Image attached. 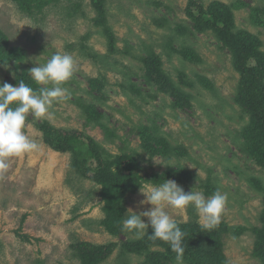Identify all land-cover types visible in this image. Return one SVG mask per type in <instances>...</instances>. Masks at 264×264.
I'll list each match as a JSON object with an SVG mask.
<instances>
[{
	"label": "rangeland",
	"instance_id": "obj_1",
	"mask_svg": "<svg viewBox=\"0 0 264 264\" xmlns=\"http://www.w3.org/2000/svg\"><path fill=\"white\" fill-rule=\"evenodd\" d=\"M191 1H108V23L116 37L112 53L94 21L92 0L60 1L32 15L11 0H0V28L11 45L27 50L23 61L0 63V84L16 86L23 71L45 64L56 53L71 55L75 62L72 78L62 85L68 98L54 102L42 119L27 116L23 131L38 148L10 158L0 175V264H80L72 248L77 241L116 243L101 264H148L145 254L127 253L123 247L126 241L138 240L132 233L114 236L101 225V186L72 168V151H56L45 143L37 126L43 122L93 137L107 159L120 155L127 161V155L134 156L146 177L182 167L189 176L177 173L170 180L185 193L211 197L215 191L208 193L206 188L210 180L227 194L221 220L232 229L249 228L239 236L225 234L228 264L262 263L253 254V228L263 224L264 168L256 155L244 151L242 133L251 123V112L238 101L241 75L213 30L199 33L192 28L186 13ZM197 1L205 7L215 1L233 6L234 29L253 33L264 51V25L256 22L264 20V0ZM155 18H166L165 26L156 25ZM181 27L184 30H178ZM170 41L175 50L167 46ZM188 46L196 57L177 52ZM152 51L162 59L170 79L189 95V105L175 104L173 96L142 77L143 59ZM89 105L103 115L98 124L87 120ZM140 126L150 129L144 135ZM148 136L154 152L144 151ZM151 186L156 185L145 183L141 189ZM126 198L127 211L139 214L152 207L141 203L146 197L140 189ZM164 210L173 220L202 224L192 205Z\"/></svg>",
	"mask_w": 264,
	"mask_h": 264
},
{
	"label": "trees",
	"instance_id": "obj_2",
	"mask_svg": "<svg viewBox=\"0 0 264 264\" xmlns=\"http://www.w3.org/2000/svg\"><path fill=\"white\" fill-rule=\"evenodd\" d=\"M11 1L22 12L32 15L48 5L57 4L60 1L70 2L71 0ZM108 1L111 0H92V5L97 11V17L94 21L96 25L102 27L110 51L114 53L116 52V37L108 23L106 11ZM232 7L219 1L205 7L197 0H192L186 8V13L192 21L193 29L199 33L213 30L222 45L228 49L234 68L241 75L238 101L246 110L251 112V123L244 127L242 133L245 139L244 151L256 155L260 159L259 164L264 168V51L260 49L261 40L253 33L247 30L234 29V10ZM165 21L166 18L154 19V23L162 27L165 26ZM256 22L264 25L262 18ZM178 30L184 29L181 27ZM167 46L175 50L171 41L168 42ZM177 52L189 58L197 56L195 50L190 46L181 51L177 49ZM26 57L27 50L22 46L11 45L9 36L0 28V63L9 64L13 60L23 61ZM143 61L144 74L142 77L145 81L150 84L155 83L159 90L173 96L175 104L189 105V95L182 92L180 87L170 79L159 55L152 51ZM22 74L17 77V82L23 79L26 84L35 89L37 85L31 80L28 73L23 71ZM96 81L94 80V82ZM86 111L89 123L98 124L100 122L103 115L94 105H89ZM37 126L43 132L45 143L56 151H72L75 157L72 168L83 177L101 186L100 195L105 216L100 223L108 233L114 236L126 232L122 231L121 228L123 220L127 218L126 197L129 193L141 189L145 183L159 186L166 180L178 177L177 173L181 176H189V172L181 167L176 170L170 168L165 172L154 173L151 177H146L141 173L138 161L134 156L127 155V161H124L120 155L113 159H107L95 139L81 131L54 127L45 122L39 123ZM149 129L147 126H140L144 135ZM143 148L148 153L149 151L154 152L150 136L145 138ZM207 183L208 193L216 191V188L210 184V180ZM174 221L184 233L182 260L188 264H228L224 252L225 234L231 232L239 236L249 229L246 226H237L232 229L223 220L212 229H206L194 220ZM253 231L257 235L253 254L261 260V264H264V218L262 226L253 228ZM150 234L151 227L149 226L142 236L143 238L126 241L123 245L126 252L145 254L148 264H165L176 259L177 254L171 250L167 242L159 239L153 240ZM19 236L26 240L30 239L27 235L19 234ZM116 247V243L95 244L88 241H77L72 244L76 256L80 259V264H101L110 257ZM154 247L161 249H153Z\"/></svg>",
	"mask_w": 264,
	"mask_h": 264
},
{
	"label": "clouds",
	"instance_id": "obj_3",
	"mask_svg": "<svg viewBox=\"0 0 264 264\" xmlns=\"http://www.w3.org/2000/svg\"><path fill=\"white\" fill-rule=\"evenodd\" d=\"M74 65L71 55L56 53L45 64L29 69V77L40 86L37 89H33L23 79L16 86L0 84V175L7 171L10 158L38 148L37 143L29 140L23 131L27 116L31 114L35 119H42L49 114L54 102L68 98L67 89L62 85L72 78ZM48 85L51 87H47ZM140 190L146 197L141 203L150 204L152 207L139 214L129 209L121 230L130 232L139 239L150 226L151 239L167 242L177 254L178 264H182L184 233L164 207L183 209L192 205L202 221V226L212 229L221 222L227 202V194L219 190L206 199L201 192L185 193L174 180L151 186L147 191ZM142 217H146L148 222Z\"/></svg>",
	"mask_w": 264,
	"mask_h": 264
}]
</instances>
